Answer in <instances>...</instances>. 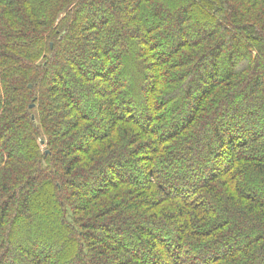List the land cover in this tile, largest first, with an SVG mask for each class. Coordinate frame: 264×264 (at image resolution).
Wrapping results in <instances>:
<instances>
[{"label": "trees", "instance_id": "trees-1", "mask_svg": "<svg viewBox=\"0 0 264 264\" xmlns=\"http://www.w3.org/2000/svg\"><path fill=\"white\" fill-rule=\"evenodd\" d=\"M0 264H264V0H0Z\"/></svg>", "mask_w": 264, "mask_h": 264}, {"label": "rangeland", "instance_id": "rangeland-1", "mask_svg": "<svg viewBox=\"0 0 264 264\" xmlns=\"http://www.w3.org/2000/svg\"><path fill=\"white\" fill-rule=\"evenodd\" d=\"M229 48H230V43L229 44H227V46H226V51H229ZM104 83L103 81H99V83ZM244 102L242 101V102H240L239 104H238V106L241 108V107H243L244 106V104H243ZM22 237V236H21ZM20 237V238H21ZM22 240H21V243L23 242L24 244L26 243L27 244V240H25V239H23V238H21ZM20 241V240H19ZM18 241V242H19Z\"/></svg>", "mask_w": 264, "mask_h": 264}]
</instances>
